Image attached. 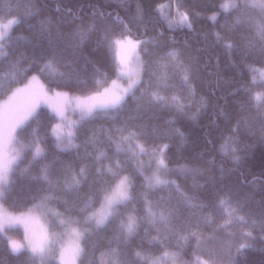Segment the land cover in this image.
I'll return each mask as SVG.
<instances>
[{"label": "trees", "instance_id": "trees-1", "mask_svg": "<svg viewBox=\"0 0 264 264\" xmlns=\"http://www.w3.org/2000/svg\"><path fill=\"white\" fill-rule=\"evenodd\" d=\"M225 2L0 0V19L11 16L22 19V23L12 30L10 47L6 49L11 55L0 61V73H9L10 60L23 57L27 63L35 59L36 64L28 73V78L39 75L50 91H63L76 96L102 93L118 74L111 38L131 35L139 41H146L137 49L143 71L141 82L134 89L135 97L129 94L118 112L96 115L79 123L74 136L78 147L68 151L56 147L51 129L58 122V116L48 107L38 109L40 119L32 123L26 133L30 138L35 129L41 137L42 146L48 154L45 162H55V177L62 178L66 165H70L73 171L81 167L88 169L89 182L81 186L78 194L57 193L72 203L52 202L51 207L64 214L62 218L68 215L78 217L80 213L76 209L90 195L95 197L90 211L98 209L101 201L97 189L103 186L104 181L111 182L109 177H104L95 185L92 183L96 179L95 168L98 165L94 164L95 150L89 141L95 136L99 142L97 146L103 147L111 160L121 161L124 166L122 174L132 177L134 194L146 193L152 201L161 197L170 200L178 214L175 227L184 234L191 230L201 234L202 242L198 244L195 239L185 243L177 235L165 233L160 237L163 241L161 246L152 239L158 235L157 232L142 221L144 204L137 198L122 209L124 215L141 218L138 234L123 249L129 257L136 250L149 252L154 257H162L167 251L179 253V259L174 264H202L205 261L214 264H264V225L261 223L264 220V140H261L259 132L262 126L259 102L254 99L256 93H264V86L259 83L258 71L253 73L246 67L251 65L264 69V62H261L258 52L249 54L245 51L247 41L244 37H253L254 30L247 23L236 25L235 20L242 12H223L220 5ZM236 2L241 3V0ZM138 4L144 10L142 21L134 19ZM161 4L177 5L187 12L191 26H169L159 11ZM214 12L218 13L215 21L209 18ZM243 14L257 15L255 12ZM117 17L128 25L127 29ZM217 33L224 39L218 40ZM226 41L236 47L229 51L225 48ZM54 55L61 65L60 70L72 74L67 84L61 80L54 82L38 72V68ZM185 70L187 83L182 79ZM161 72H166L168 76V87L161 88L162 94L176 96L184 105L182 112L171 106L149 105L147 96L142 97V93L155 89ZM253 75L257 78L255 85L251 84ZM26 82L13 84L12 90ZM9 95L11 91L0 94V102ZM193 114H196L194 120L190 118ZM169 120H174V124H168ZM141 125L144 126L142 129ZM117 128L144 131L146 136L141 137V143L149 149L168 144L165 158L171 171L161 172L160 175L175 181L184 192L196 197L206 207L195 210L193 214V210L184 206L175 189L149 191L144 176L150 172L144 168L143 175L138 173L136 161L122 153L117 154L115 146L109 142V134L113 137L119 135ZM171 128L183 132L184 140L171 132ZM154 129L159 131L154 132ZM231 148L237 149L235 154L230 151ZM140 159L148 163L150 157L145 155ZM109 162L105 161L106 164ZM27 165L25 160L21 168ZM32 171L35 174V166ZM46 188L47 185L22 179L14 195L2 203L13 212L27 211L36 202L32 197H38L42 194L39 190ZM225 196L231 198L234 207H240L236 215L243 216L248 223L234 220L231 227L217 231L228 219L218 206L219 199ZM66 208H70L71 212H66ZM50 217L51 229L61 233V228H53V217ZM203 217H209V221L205 222ZM252 221H256L254 226ZM245 232H251L253 238L245 237ZM118 234L119 220L102 230L93 231L87 244L82 240L86 255L79 258L78 264L81 261L83 264H99L102 253L110 247H117L115 237ZM240 244L250 246L238 250ZM0 264H30V259L27 255L11 253L4 238L0 237Z\"/></svg>", "mask_w": 264, "mask_h": 264}, {"label": "snow or ice", "instance_id": "snow-or-ice-1", "mask_svg": "<svg viewBox=\"0 0 264 264\" xmlns=\"http://www.w3.org/2000/svg\"><path fill=\"white\" fill-rule=\"evenodd\" d=\"M161 15L168 20L169 26L176 23L179 25L191 26V21L187 12H182L177 8V18L168 19L167 15L163 13L165 5H159ZM223 12L227 13L229 10L242 12L235 20L236 25L249 24L254 30L253 37H244L247 41L245 44V51L251 54L253 51L258 52L261 57V62H264V0H241L237 3L236 0H226L224 4L220 5ZM244 12H255L257 15H244ZM103 16V13L100 14ZM218 13H212L209 17L215 21ZM144 17V10L138 4L136 15L134 17L137 21H142ZM120 23L124 24L127 29L128 25L124 23L122 18L117 17ZM6 20V22H5ZM22 23L19 16L6 17L0 19V61L9 58L10 53L6 51L10 47L12 40V30L15 26ZM218 40L224 39L219 33L216 34ZM141 43L146 41H133L131 37L124 36L123 38L115 36L111 38L110 44L115 53L118 63V70L121 76H126L129 79V84L126 88H118L116 81L112 82L111 88H105L102 93H97L86 98L70 99L67 93L55 92L53 96H49L45 86L39 79V75H32L28 78V73L32 71L36 64L35 59L31 62H25V58L10 60L9 73H0V94L6 91H11V95L7 100L0 103V201L11 198L19 182L22 179H28L38 184L47 185L46 189H41V195L33 196L32 199L36 202L28 209L29 215L15 216L7 214L2 205H0V237H3L6 246L11 253L16 255H27L30 259V264H76L77 259L82 255H86L85 247L81 245L80 241L84 240L87 244L88 237L93 231L104 229L107 225L119 220V234L115 237L118 244L117 247H110L104 253L99 264H174L179 259V253H169L165 251L162 257H154L149 252H141L136 250L129 257L123 249L128 245L129 240L138 234L141 227V218L134 215H124L122 209L135 199L139 198L143 201L145 215L142 221L146 223L151 229L157 232V236L153 237L163 246V241L160 239L165 233L175 234L183 242L189 239H195L199 244L201 241V234L196 230H191L184 234L179 231L174 221L178 218L177 209L171 206L170 200L161 197L157 201H152L147 198L146 193H133V179L128 175H123L124 166L120 160H111L107 151L103 147H99L95 136L90 139L89 143L93 144L95 154L93 156L94 164L98 165L95 168L96 179L92 181L95 185L97 181L104 177H109L110 181H104L103 186L97 189L101 205L99 209L90 211L95 202L94 196H88L82 201V206L78 207L76 211L80 213L78 217L68 215L67 218H62L64 214L56 211L51 207L52 202L58 201L65 205L72 203L67 199H63L57 193L78 194L81 186L89 182V173L87 167H81L78 171H73L70 165H66L63 169L62 178L53 175V164L45 162L47 160V151L42 146V139L34 129L30 138L26 136L28 129L32 123H36L40 119V112L38 109L41 104H48L53 112L63 119L65 107L69 104H75L80 110L81 120L92 118L96 115H107L111 112L120 111L126 98L131 94L135 97L134 89L140 83V75L143 71V65H138L135 69L131 67L130 60L132 55L137 52ZM236 45L230 41L225 42V48L231 51ZM175 55V53H170ZM137 60H139L137 54ZM23 65V66H22ZM163 67H166L164 65ZM250 72H259L261 86H264V69H256L251 65H246ZM61 65L57 62L55 55L46 60L41 67L38 68L40 75H44L52 81L61 80L65 84L72 79L71 73H65L60 70ZM167 73L161 72L158 77V83L154 90H148L142 93L147 96V103L149 105H161L163 107H174L178 111H183L184 105L176 96H167L162 94L161 88H167ZM185 83L188 82V75L185 70V75L182 77ZM23 83L22 87H16L12 90L13 84ZM7 81V83H5ZM257 78L255 75L251 78V84L255 85ZM191 88V85H189ZM254 99L259 102L260 121L262 126L259 128L261 140H264V93H256ZM191 119H196V114H193ZM168 124H174V120H169ZM144 126L141 125V129ZM52 134L55 136L56 147L68 151L72 148L78 147L73 143L74 134L71 131L65 132L62 124L57 123L52 129ZM154 132L159 130L154 129ZM176 136L181 141L184 140V133L178 128H171ZM116 132L119 134L113 137L111 134L108 140L115 146L117 154H124L127 158L136 161V171L143 175L145 167L151 168L155 163L156 170L151 176H144L145 186L151 191L155 189L173 188L179 194L182 203L188 209L195 210L206 207L199 202L196 197L190 196L184 192L175 181L164 179L160 175L161 172L168 173L171 171L165 160V151L168 149V144H163L159 147L149 149L145 144L141 143V137L146 136L144 131H137L133 128H117ZM126 132V134H125ZM162 134H167L163 132ZM21 137H25L22 139ZM231 139V138H230ZM230 151L235 154L236 148H231ZM149 156L150 159L145 165L144 161L140 159L142 156ZM238 158V157H237ZM27 160V167L21 168ZM105 161H110L105 163ZM33 166L36 167V172L33 174ZM183 171V169H177ZM218 206L224 211L228 217L227 220L221 224L217 231H224L232 226L234 220L242 223H248L243 216L236 215L241 209L233 206L231 198L225 196L219 199ZM43 212L46 215L53 217V228H61V233L53 231L51 234L45 229L40 233H28L26 228L25 242L21 243L11 239L8 236V230L17 224H25L34 219L31 213ZM66 212H71L70 208H66ZM124 217L121 219V217ZM205 222L209 221V217H203ZM187 223V221H185ZM264 225V220H262ZM73 224L80 225V228L71 227ZM253 226L256 221H252ZM71 229V234L75 238V242L69 250L61 242L63 235L67 234ZM148 229H145L147 233ZM231 235V233H226ZM243 235L247 238H253L251 232H245ZM250 245L240 244L239 249H243ZM104 257L108 259L105 260ZM81 264L83 262L81 261ZM202 264H214V262L205 261Z\"/></svg>", "mask_w": 264, "mask_h": 264}, {"label": "rangeland", "instance_id": "rangeland-1", "mask_svg": "<svg viewBox=\"0 0 264 264\" xmlns=\"http://www.w3.org/2000/svg\"><path fill=\"white\" fill-rule=\"evenodd\" d=\"M177 8H179L177 5L167 4V5H165V7H164V9L162 11H163L164 14L167 15L168 19H173V18H177L178 19V17H177ZM179 10L182 11V12H185V11H183L181 9H179ZM159 11L161 13L160 9H159ZM166 21L168 23V20H166ZM5 22H6V20H5ZM178 25L179 24L174 23L171 26L174 27V26H178ZM180 26H187V25H180ZM127 36L131 37V39L133 41H139L138 39L132 37L131 35H127ZM140 64H142V62H141L140 59L137 60V52H136L135 54L132 55V58L130 60V65H131L132 68L135 69ZM258 76H259V72H258ZM141 79H142V72H141V75H140V82H141ZM40 81L43 83V81L41 79H40ZM113 81H116V84H117L118 88H126L128 86V84H129V79L126 76H121L119 74V70H118L117 77ZM112 82L108 86V88H111L113 86ZM43 85L45 86V89L47 90L49 96H53L55 92L67 93V92H63V91H50L46 87V85L44 83H43ZM22 86H20V87H22ZM67 94H68V97L70 99L77 98V97H79V98L89 97V96H76V95H73V94H70V93H67ZM7 98L1 100L0 103H3L4 101H6ZM40 107H48V108H50L52 110V108L48 104H41ZM82 121L83 120H81L80 110L73 103V104H69V105H67L65 107L63 119H61L58 116V122L57 123L62 124V126L65 129V132L71 131L74 134V136H75L76 126L79 123H81ZM73 143L76 145V141H75L74 137H73ZM165 160H166V158H165ZM144 163L147 165V163L145 161H144ZM145 168L150 172L148 174V176L152 175L153 172L156 170V168L153 165H152L151 168H148V167H145ZM0 205H2L3 210L7 214H12V215H15V216H21V215L27 216V215H29L28 210L24 211V212H13V211L7 209L4 206V204L2 203V201H0ZM31 215L34 217V219L30 220L27 223V225H25V224H17L15 226H13L11 229L8 230V236L11 239L16 240V241L21 242V243L25 242L26 228H27V231H28L29 234H31L32 232L40 233V232H42L45 229L48 231L49 234H51L53 232V230L50 227V218H51L50 215H46L45 213L39 212V211L31 213ZM71 227L78 228L76 224H73ZM56 233H59V232H56ZM61 242L66 246V248L71 250V248H72V246H73V244L75 242V238L71 234V229H69V232L67 234L62 236ZM80 243L82 245V240L80 241ZM78 262H79V259H77L76 264H78Z\"/></svg>", "mask_w": 264, "mask_h": 264}]
</instances>
